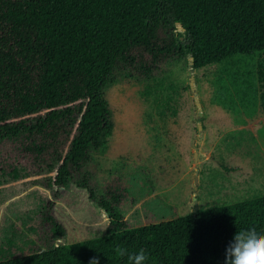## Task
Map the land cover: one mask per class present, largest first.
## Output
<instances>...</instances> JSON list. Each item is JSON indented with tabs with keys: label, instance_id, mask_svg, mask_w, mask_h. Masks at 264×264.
<instances>
[{
	"label": "trees",
	"instance_id": "trees-1",
	"mask_svg": "<svg viewBox=\"0 0 264 264\" xmlns=\"http://www.w3.org/2000/svg\"><path fill=\"white\" fill-rule=\"evenodd\" d=\"M191 58L193 70L213 71L225 108L264 115V0H0V148L13 159L0 162V187L55 171L46 185L65 187L69 165L102 154L112 134L104 89L118 75L174 118L181 93L167 69ZM108 193L104 236L19 255L0 245V264H130L117 246L144 249L146 264H222L235 233L264 230V195L129 227L114 209L122 195Z\"/></svg>",
	"mask_w": 264,
	"mask_h": 264
},
{
	"label": "rangeland",
	"instance_id": "rangeland-1",
	"mask_svg": "<svg viewBox=\"0 0 264 264\" xmlns=\"http://www.w3.org/2000/svg\"><path fill=\"white\" fill-rule=\"evenodd\" d=\"M167 71L181 93L174 118H160L153 94L134 77L118 75L104 89L112 134L102 154L92 153L79 168L69 165L65 187L46 185L56 171L0 187V245L19 255L52 240L104 236L111 226L101 205L106 192L122 195L114 209L129 227L193 213L194 197L197 211L264 195V115L225 108L213 71L193 70L190 59ZM191 82L193 89L182 91ZM5 148L0 162H13ZM47 218L64 229L61 240Z\"/></svg>",
	"mask_w": 264,
	"mask_h": 264
},
{
	"label": "clouds",
	"instance_id": "clouds-1",
	"mask_svg": "<svg viewBox=\"0 0 264 264\" xmlns=\"http://www.w3.org/2000/svg\"><path fill=\"white\" fill-rule=\"evenodd\" d=\"M114 251L118 257L127 256L130 264H146L149 259L144 249L130 252L124 246H117ZM89 264H100L99 258L93 257ZM225 264H264V231L250 228L235 233L225 249Z\"/></svg>",
	"mask_w": 264,
	"mask_h": 264
},
{
	"label": "water",
	"instance_id": "water-1",
	"mask_svg": "<svg viewBox=\"0 0 264 264\" xmlns=\"http://www.w3.org/2000/svg\"><path fill=\"white\" fill-rule=\"evenodd\" d=\"M179 28H180V30L183 31V28H182V27L179 26ZM190 60L192 61V58H191ZM190 88L193 89V84H192V82L190 83ZM197 105H198V104H197ZM193 200H194V212H195L196 209H197V200H196L195 197L193 198Z\"/></svg>",
	"mask_w": 264,
	"mask_h": 264
},
{
	"label": "crops",
	"instance_id": "crops-1",
	"mask_svg": "<svg viewBox=\"0 0 264 264\" xmlns=\"http://www.w3.org/2000/svg\"><path fill=\"white\" fill-rule=\"evenodd\" d=\"M262 231H264V230H262ZM230 241H227V242H225V243H223V245H222V264H224V254H223V251H224V248L228 245V243H229Z\"/></svg>",
	"mask_w": 264,
	"mask_h": 264
}]
</instances>
